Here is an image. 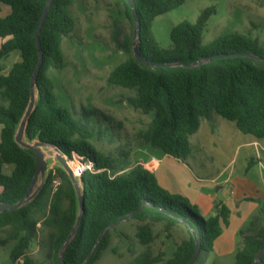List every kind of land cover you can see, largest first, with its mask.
Instances as JSON below:
<instances>
[{"label":"trees","instance_id":"trees-1","mask_svg":"<svg viewBox=\"0 0 264 264\" xmlns=\"http://www.w3.org/2000/svg\"><path fill=\"white\" fill-rule=\"evenodd\" d=\"M50 0H0L10 8V14L0 16V203L16 204L28 194L36 173L35 153L16 142L18 129L26 116L31 97V80L39 63L40 53L35 33ZM75 0H55L43 21L40 43L44 54L42 66L35 78L37 95L35 107L27 122L24 140L40 141L55 148L63 158L78 156L82 164H93L95 171L76 178L80 192L64 167L51 170L32 201L15 211H0V244L14 241L11 260L15 264H42L28 253L40 234V226L48 230L46 260L52 264H85L92 254L99 236L117 221L133 215L142 225L137 238L149 246L155 234V223H165L170 230L182 219L186 221L190 237L178 245L173 256L164 260L165 253L155 254L150 248L137 254L130 264H186L193 256L196 239L201 235L202 250L212 251L213 240L228 226L230 209L216 203V211L207 218L195 210L188 198L163 189L155 173L137 164L127 173H118L127 163L129 152L122 149L121 160L97 149L91 140L104 138L109 127L102 123L111 117L99 108L81 107L71 111L58 106L53 84L46 74L49 67L65 66L61 42L75 29V19L69 7ZM141 19V52L143 58L169 67H152L138 62L133 54V41L121 38L118 21L114 22L112 40L118 49L131 56L109 75V85L132 88L136 94L126 98L135 109L154 118L141 133L144 144L160 148L169 156L186 162L191 154L190 136L202 120L213 121L216 114L233 121L244 134H251L264 142V61L252 57L232 56L203 63L216 54L248 53L264 57L258 38L235 32L218 36L203 44V34L215 6L202 10L195 23L182 21L171 30V48L160 47L151 24L185 0H134ZM135 27L129 0H116ZM18 51L19 58L10 71L1 65L4 58ZM201 62L193 67L186 65ZM252 161H248L247 168ZM8 166L11 173L6 172ZM84 198V212L78 230L72 234ZM169 211L176 216H172ZM260 212L264 214V205ZM179 218V219H178ZM242 230L243 247L236 253L234 264H264V257L256 262L264 249V222ZM111 230L103 235L87 264L100 260L109 247ZM45 242L40 240L43 248Z\"/></svg>","mask_w":264,"mask_h":264},{"label":"rangeland","instance_id":"rangeland-1","mask_svg":"<svg viewBox=\"0 0 264 264\" xmlns=\"http://www.w3.org/2000/svg\"><path fill=\"white\" fill-rule=\"evenodd\" d=\"M115 2L116 0H75L72 3L69 10L75 19V29L69 37L62 40L60 46L65 57V66L60 69L49 67L46 74L53 84L58 106L78 112L82 106L95 107L112 118L111 121L102 123L103 127H109L105 137L101 139L95 137L91 142L97 149L115 157L118 161L122 158V149L129 152L127 163L122 164L118 172L124 174L138 164L139 158L148 159L143 154V150L154 148L156 154H163V152L160 148L144 144L141 140V133L147 129L148 123L154 118V112L145 115L125 101L127 97L136 94L135 89L107 83L110 73L131 56L114 44L111 37L114 22L118 21L122 39L135 42V27L126 16L123 5L116 6ZM210 6H215L216 13L210 17L206 25L203 34L204 45L211 43L220 35L238 32L258 38L260 46L264 49V0H185V3L176 9L159 15L151 24V30L158 45L163 49L171 48L172 28L182 21L195 23L202 10ZM18 58L19 52H12L8 58L2 60L1 65L8 72ZM196 137L194 136L191 140L194 150H196ZM30 143L34 144L35 141ZM42 149L48 164L46 176L54 168L63 167L58 159L61 154L59 151L44 145ZM65 160L70 163L69 160ZM193 164L196 163L193 162ZM209 166L206 171L200 172V175L212 179L216 175L213 171L215 165ZM11 170L12 167L6 168L7 173H11ZM78 176L75 173V177ZM41 183L42 178L39 177L33 192ZM206 183L208 184L204 188L208 195L206 201L211 202L217 187H212L209 181ZM229 186L228 184L227 187ZM220 196L223 195L220 193ZM255 201L262 207L259 199ZM261 207L242 224L239 219L233 218L225 229L227 234H232L236 238L235 253L221 256L216 249L202 251L193 264H234L236 253L243 245L240 232L250 227V221L254 217L257 227L264 222V214L260 212ZM194 208L200 215L206 218L209 216L200 212L198 207L194 206ZM141 225L138 219L130 217L110 228L109 247L101 259L94 264H130L137 254L139 255L147 248L155 254L165 253L164 260H166L173 256L178 245L190 237L189 230L182 221L169 231L166 230L165 223H155L153 241L149 246H143L136 237ZM47 234L48 230L40 226L38 239L34 241L28 253L35 261H44L42 264H52L51 261L46 260ZM0 238H4L3 233H0ZM40 240L45 242L43 248L40 246ZM212 244L215 247L216 239ZM14 245V241H9L5 245L0 244V264H15L10 257ZM222 246L226 247L225 244Z\"/></svg>","mask_w":264,"mask_h":264},{"label":"crops","instance_id":"crops-1","mask_svg":"<svg viewBox=\"0 0 264 264\" xmlns=\"http://www.w3.org/2000/svg\"><path fill=\"white\" fill-rule=\"evenodd\" d=\"M9 14L10 8L0 4V16ZM194 136H197L196 150L191 141ZM189 142L191 154L186 162L164 153L156 154L152 148L141 150L148 159L139 158L137 163L153 171L163 189L188 198L205 215L214 214L216 203H220L230 209L229 222L236 218L242 224L250 219L261 207L255 200L259 199L264 205V142L251 134L242 133L233 121L219 115H215L213 121L202 120L199 129L190 136ZM250 160H253L252 165L247 168ZM210 164L215 165L213 171L216 172L212 179L200 175ZM206 181L212 183V187H217L211 202L206 201ZM226 228L227 226L213 247L221 256L235 253L236 238L227 234ZM242 247L243 245L240 249Z\"/></svg>","mask_w":264,"mask_h":264},{"label":"water","instance_id":"water-1","mask_svg":"<svg viewBox=\"0 0 264 264\" xmlns=\"http://www.w3.org/2000/svg\"><path fill=\"white\" fill-rule=\"evenodd\" d=\"M54 1L55 0L48 1L47 5L45 7V10H44V14H43L42 20L40 21L39 27H38V29H37V31L35 33V37H36L35 40H36V45H37L38 51L40 53V59H39V63L37 65V68L35 70V74H34L32 80H31V97H30L29 107L27 109L26 116L23 117V119H22V121L20 123L17 136H15L16 142L18 144H20L22 147H24V149H29V150H31V151H33L35 153V155H36L35 156L36 173L33 176L32 183L30 185L28 194L26 195V197L24 199L22 198L16 204L8 203V202L7 203H3V202L0 203V211H3V212H5V211H15V210L19 209L22 205H25L26 203L32 201L33 198L38 194L42 184H44V181H45V176H46L47 165L48 164H47V161H46V158H45L46 155H45V153H44V151L42 149V146L44 144L42 142H40V141H37L34 144L27 143L24 140V136L26 134V128H27L28 119H29V117H31V115L33 113V110H34V107H35L36 98H37V95H36V92H35V87H36L35 78L37 77V74H38V72H39V70H40V68L42 66L43 59H44V54H43V50H42V47H41L40 35L39 34H40V30H41L43 21L45 20L47 14H48V11H49V9L52 6ZM129 5H130V7L132 9L133 17L135 19V42H133V53H134L135 58L138 60V62L143 63V65H146V66H152V67H159V66L169 67V66H171V65H162V64L155 63L153 61H150V60H147V59L143 58V55H142V52H141V45H140V42H141V25H140L141 19H140L139 15H138L134 0H129ZM232 56L252 57V58L260 59V61H264V57H260V56H256V55L248 54V53H240V52H238V53H229V54H221V53H219V54H216V55L206 59L205 62H203V63H207V62L213 61L214 59H217V58H225V57H232ZM199 63H201V62L198 61V62H195V63L190 64V65L177 63L175 65H182L183 67H193V66L198 65ZM58 159L63 164L64 169H66L68 171V173L70 174L71 179L74 181L75 186H76L77 190L79 191V186L76 183L75 174L72 171V169L70 168L68 162L63 158V154H60L58 156ZM39 177L42 178V183L33 192V189L37 185ZM79 200H80V207H81V215H79L77 224H76L72 234L68 237L67 243H66L64 248H66V246L69 244V242H70L71 238L73 237V235L76 234V232L78 230V227H79V224H80V222L82 220V215H83V212H84V198L81 197V195H80L79 196ZM147 205H148V203L146 201H144L143 204H142V207L140 209L136 210L133 214H131L127 218L133 217V215L138 213V212L140 213ZM163 211L168 213V214H170V215H172V216L178 217L177 215H174L173 213H171L169 211H165V210H163ZM179 220H181L182 222L187 224L186 221H184L182 219H179ZM119 221H117V222L113 223L112 225H110L107 229L104 230L102 235L99 236L98 242H97L92 254H90L89 257L87 258L85 264H87L89 262V260L91 259L92 255H94V253H95V251H96V249L98 247V244L101 241L103 235H105V233L110 228H112L115 224H117ZM121 221H123V220H121ZM201 238L202 237L199 234L198 238L196 239L195 252H194L193 256L189 259V261L186 264H193L198 259V257H200V255H201V253L203 251L202 250ZM263 257H264V249L259 253V255H258L257 259H256V262H260L261 259H263ZM261 264H263V263H261Z\"/></svg>","mask_w":264,"mask_h":264},{"label":"built area","instance_id":"built-area-1","mask_svg":"<svg viewBox=\"0 0 264 264\" xmlns=\"http://www.w3.org/2000/svg\"><path fill=\"white\" fill-rule=\"evenodd\" d=\"M69 161H70V163H68V164H69L70 168L72 169L74 174L76 173L79 176L84 175L88 171H90V172L95 171L93 164H91V163L82 164V162L80 161L78 156L72 157V159H70Z\"/></svg>","mask_w":264,"mask_h":264}]
</instances>
